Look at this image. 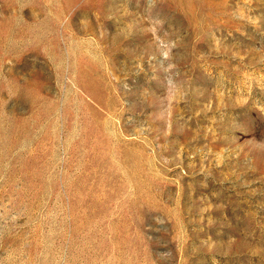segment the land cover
<instances>
[{
    "label": "rangeland",
    "instance_id": "rangeland-1",
    "mask_svg": "<svg viewBox=\"0 0 264 264\" xmlns=\"http://www.w3.org/2000/svg\"><path fill=\"white\" fill-rule=\"evenodd\" d=\"M0 264H264V0H0Z\"/></svg>",
    "mask_w": 264,
    "mask_h": 264
}]
</instances>
